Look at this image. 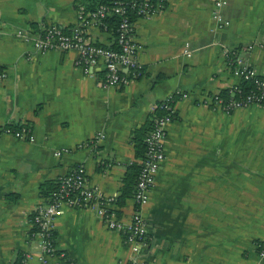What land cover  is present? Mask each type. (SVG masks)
Segmentation results:
<instances>
[{
  "label": "crops",
  "instance_id": "crops-1",
  "mask_svg": "<svg viewBox=\"0 0 264 264\" xmlns=\"http://www.w3.org/2000/svg\"><path fill=\"white\" fill-rule=\"evenodd\" d=\"M151 1L155 12L135 22L139 77L105 87L102 64L86 71L76 51L33 46L50 27L72 30L80 12L102 0H0V71L7 73L0 80V264L28 253L30 264H44L34 215L49 203L45 190L77 167L85 168L88 187L119 197L130 166L140 163L134 132L172 96L165 161L140 209L147 225L142 262L264 264V106L227 112L209 101L240 84L226 49L264 77V0H226L224 29L213 19L215 0ZM86 36L112 44L101 27ZM7 127L30 133L20 138ZM113 209L128 224L138 207L132 197ZM52 225L57 250L67 255L61 264L135 257L125 235L88 208L66 206Z\"/></svg>",
  "mask_w": 264,
  "mask_h": 264
},
{
  "label": "built area",
  "instance_id": "built-area-1",
  "mask_svg": "<svg viewBox=\"0 0 264 264\" xmlns=\"http://www.w3.org/2000/svg\"><path fill=\"white\" fill-rule=\"evenodd\" d=\"M116 6L114 12L124 16L119 27L117 40L118 49H110L105 46L92 44L87 40V30L104 26L101 20L106 17L109 9L102 6L97 10L85 13L80 12L79 22L70 33L58 27H50L43 34L33 39L34 49L40 53L52 51L69 52L76 51L79 54L78 64L83 66L86 71L90 67L100 64L105 69V87H114L128 84L130 78L139 77L141 65L137 57L139 46L135 40V23H132L126 15L129 10L136 12L138 18H150L155 12L153 1L151 0H112ZM227 4L226 0H215L213 19L219 29H224L230 25L225 20L223 10ZM18 34L23 36V32ZM27 39V38H26ZM29 39V38H28ZM188 54V51L186 50ZM226 63L233 73L241 79L253 81L255 88L241 99L220 98L219 94L209 100L212 108L223 109L232 112L239 109H247L253 105L264 106V78L259 76L256 70L252 69L247 63L242 61L238 52L235 50H224ZM127 72L129 77L125 74ZM7 73L0 71V80H5ZM232 91L241 93L239 85L231 88ZM208 105V103H206ZM156 110V107H155ZM160 110L166 112L165 115L156 117L152 132L147 138V155L142 161V170L138 178L135 203L138 207L130 223H123L116 214L110 212L114 207L113 198L104 196L99 188L87 186L86 170L83 166L77 167L73 173L62 179L60 187L54 193L48 205L39 208L35 215V221L40 227L36 235L40 241L42 250L41 261L44 264H61L67 260V255L60 252L56 247V239L52 240V224L57 217L64 212V207L88 208L98 213L110 230L122 232L125 235L126 243L132 247L135 257L128 264H149L142 262L143 248L146 246L147 225L141 213V208L146 206L149 201L150 191L153 189L160 167L165 161V140L168 134V127L175 116V96L162 101ZM7 133H14L17 137L27 136L30 133L28 128L12 132L11 129L5 130ZM98 139H104L99 136ZM65 151L56 152L57 156H62ZM260 257H264V243L259 246ZM32 254H24L22 264H30ZM75 264V263H70Z\"/></svg>",
  "mask_w": 264,
  "mask_h": 264
},
{
  "label": "trees",
  "instance_id": "trees-1",
  "mask_svg": "<svg viewBox=\"0 0 264 264\" xmlns=\"http://www.w3.org/2000/svg\"><path fill=\"white\" fill-rule=\"evenodd\" d=\"M102 6H106L109 9V11H108V14L106 15V17H104L101 20V23L104 25L101 27V29H102V31L109 34L110 40L112 42L111 45L105 46V47L117 50L118 49L117 40H118V36H119V27H120V24H121L124 16L118 15L114 12V9L116 6L113 4L112 0H102V3L100 4V6L98 8H100ZM126 16L129 17V19L132 23H135L136 20L139 19L138 16L136 15V12H134L133 10H129L128 15H126ZM64 32L70 33L71 30H64ZM99 46H102V45H99ZM104 78H106V77H104ZM262 78H264V77H262ZM104 81H105V79H104ZM239 87L241 88V93H238L236 91L234 92L231 89L223 90L219 94L220 98H223L225 100L229 99V98L241 99V98L247 96L255 88V85H254L253 81H251V80H245V79L240 78ZM161 104H162V102L157 104L153 118L147 123V125L142 127L141 129L136 130L133 134V143H134L135 149H136V156L138 159H140V163H135L132 166H130V173H129L128 178L126 179L125 187L122 191V194L114 200V202H113L114 206H123L127 198H132V197H133V199L135 198V195L137 192L138 178H139V175H140L141 170H142V161L146 158V155H147V138L150 135V133L152 132V129L154 126V121H155L156 117H159V116L166 114V112L160 110ZM175 116H176V114H175ZM175 116H174V118H175ZM7 128H9V127H7ZM61 181L62 180L59 181L57 187H55L56 185L51 187L50 190L53 189L52 192H49L50 190L49 191L45 190L46 196L49 197L48 198L49 202L52 199L54 193L58 191L60 184H61ZM110 212H112L118 216L115 209H113ZM33 221H34L33 222L34 223L33 235L34 234L37 235L40 231V227L36 223L35 218H33ZM51 238H52V240H53V238L54 239L56 238L55 233H52ZM22 260H23V255L19 254L16 264H22Z\"/></svg>",
  "mask_w": 264,
  "mask_h": 264
}]
</instances>
